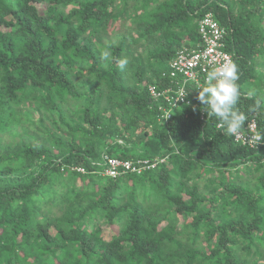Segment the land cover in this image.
Returning <instances> with one entry per match:
<instances>
[{
	"label": "trees",
	"instance_id": "trees-1",
	"mask_svg": "<svg viewBox=\"0 0 264 264\" xmlns=\"http://www.w3.org/2000/svg\"><path fill=\"white\" fill-rule=\"evenodd\" d=\"M206 13L264 128V0H0V264H264V137L200 119L190 84L160 120L148 90Z\"/></svg>",
	"mask_w": 264,
	"mask_h": 264
},
{
	"label": "built area",
	"instance_id": "built-area-1",
	"mask_svg": "<svg viewBox=\"0 0 264 264\" xmlns=\"http://www.w3.org/2000/svg\"><path fill=\"white\" fill-rule=\"evenodd\" d=\"M198 33L200 40L192 47L183 46L170 60L168 70L162 75L169 79V84L164 89H157L155 85H149L150 96L157 102L160 111L159 118L167 120L171 116L173 108L180 104H191L188 98L187 85L190 84L192 90L199 92L204 85V79L208 71L213 67H218L227 59L232 60L229 52L224 50L223 36L225 29L213 18L211 13H206L198 22ZM182 90H187V95H182ZM194 105V104H191ZM200 109V119L206 115ZM218 127L219 124L217 125ZM245 131L236 135L234 140L251 148H256L260 142L254 143L251 137L257 131V123L254 118H250L244 124ZM247 137V139L245 138ZM103 162L106 164L104 173L116 177L125 172L140 173L149 166H154L156 161L149 159H122L110 155H103ZM83 171L82 168H78Z\"/></svg>",
	"mask_w": 264,
	"mask_h": 264
},
{
	"label": "clouds",
	"instance_id": "clouds-1",
	"mask_svg": "<svg viewBox=\"0 0 264 264\" xmlns=\"http://www.w3.org/2000/svg\"><path fill=\"white\" fill-rule=\"evenodd\" d=\"M109 55V52H104L105 58ZM126 63V60H120L119 67L123 69ZM238 79L239 69L237 64L231 59H227L220 66L213 67L207 72L204 85L198 88L199 92L196 97L202 106L201 109L206 112L207 117L215 118L224 134L232 137L240 135L245 131L244 124L249 120H247V117L236 108L240 98V87L237 83ZM185 95H187V90H182V95L179 98ZM174 109L175 108L172 109L171 114ZM262 137H264V128H257V131L251 139L254 143H258L261 141ZM245 138L247 139V137ZM159 160L162 161L163 159Z\"/></svg>",
	"mask_w": 264,
	"mask_h": 264
},
{
	"label": "rangeland",
	"instance_id": "rangeland-1",
	"mask_svg": "<svg viewBox=\"0 0 264 264\" xmlns=\"http://www.w3.org/2000/svg\"><path fill=\"white\" fill-rule=\"evenodd\" d=\"M127 25H124L121 29H125ZM254 84L258 86V91H261L262 83H264V73L258 72V74L253 78ZM248 175V174H247Z\"/></svg>",
	"mask_w": 264,
	"mask_h": 264
}]
</instances>
